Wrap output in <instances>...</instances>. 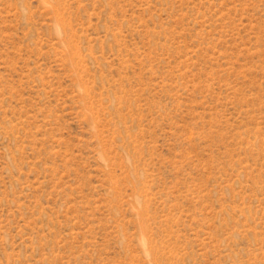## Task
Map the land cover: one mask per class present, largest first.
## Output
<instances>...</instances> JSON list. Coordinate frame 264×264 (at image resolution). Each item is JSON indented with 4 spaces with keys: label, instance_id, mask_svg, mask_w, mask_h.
Segmentation results:
<instances>
[{
    "label": "rangeland",
    "instance_id": "374dc122",
    "mask_svg": "<svg viewBox=\"0 0 264 264\" xmlns=\"http://www.w3.org/2000/svg\"><path fill=\"white\" fill-rule=\"evenodd\" d=\"M0 264H264V0H0Z\"/></svg>",
    "mask_w": 264,
    "mask_h": 264
}]
</instances>
